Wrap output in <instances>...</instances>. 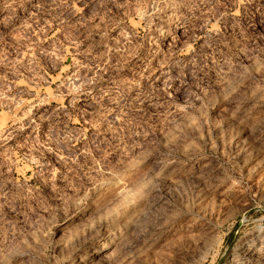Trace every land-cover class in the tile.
<instances>
[{"label":"clouds","instance_id":"1","mask_svg":"<svg viewBox=\"0 0 264 264\" xmlns=\"http://www.w3.org/2000/svg\"><path fill=\"white\" fill-rule=\"evenodd\" d=\"M252 3L36 0L43 29L0 32V264H192L264 209Z\"/></svg>","mask_w":264,"mask_h":264},{"label":"rangeland","instance_id":"2","mask_svg":"<svg viewBox=\"0 0 264 264\" xmlns=\"http://www.w3.org/2000/svg\"><path fill=\"white\" fill-rule=\"evenodd\" d=\"M257 3L258 0H254L247 5L246 18L252 19L257 14ZM35 5L36 0H0V32L23 43L32 29H43L48 18L42 16ZM85 12H88L87 8ZM52 26L55 27V23ZM261 216H264V209L244 211L234 208L224 213L221 216L223 223L218 224L216 233L196 251L198 259L192 264H210L212 256L205 259V254L211 252H218L215 264H264V249L260 247L264 243V219H260Z\"/></svg>","mask_w":264,"mask_h":264},{"label":"bare ground","instance_id":"3","mask_svg":"<svg viewBox=\"0 0 264 264\" xmlns=\"http://www.w3.org/2000/svg\"><path fill=\"white\" fill-rule=\"evenodd\" d=\"M259 239H260V238H259ZM257 250H258V249H257ZM246 251H247V250H246ZM246 251H245V252H246ZM245 252H244V253H245ZM257 252H258V251H257ZM246 253H247V252H246ZM248 254H249V253H248ZM250 256H251V255H250Z\"/></svg>","mask_w":264,"mask_h":264}]
</instances>
